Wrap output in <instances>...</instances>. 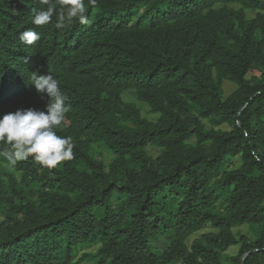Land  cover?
Segmentation results:
<instances>
[{"label":"trees","instance_id":"obj_1","mask_svg":"<svg viewBox=\"0 0 264 264\" xmlns=\"http://www.w3.org/2000/svg\"><path fill=\"white\" fill-rule=\"evenodd\" d=\"M41 7L0 0V116L45 110L27 78L51 73L74 158H0V264H264V0H97L63 28Z\"/></svg>","mask_w":264,"mask_h":264},{"label":"clouds","instance_id":"obj_2","mask_svg":"<svg viewBox=\"0 0 264 264\" xmlns=\"http://www.w3.org/2000/svg\"><path fill=\"white\" fill-rule=\"evenodd\" d=\"M40 3L44 7L33 9L31 23L44 26L55 16V27L63 28L75 22L89 23V7L95 6L97 0H87V4L85 0H40ZM40 39V33L33 30L20 34L21 42L28 45ZM29 62L30 58L25 57L24 63ZM27 80L37 94L48 98V102L43 111L17 109L0 116V158L15 166L31 157L41 167L55 169L74 158L73 138L57 134L70 110V105L66 104L68 97L51 73L41 75L39 70L34 71Z\"/></svg>","mask_w":264,"mask_h":264},{"label":"rangeland","instance_id":"obj_3","mask_svg":"<svg viewBox=\"0 0 264 264\" xmlns=\"http://www.w3.org/2000/svg\"><path fill=\"white\" fill-rule=\"evenodd\" d=\"M252 73H256L255 71L251 72ZM250 74V75H251ZM223 92H224V96L228 95L234 88H235V84L229 82V81H224L223 82ZM123 99L124 101H127V102H134L136 103L138 106H140L141 110H142V115L144 117H147L149 119H156L158 117V114L157 113H154V112H150V109L148 107V105H146L145 103L139 101L136 97V91H135V88H129L127 89L124 93H123ZM150 148L151 146L148 145L147 146V150L150 151ZM151 152L152 154H156L158 152V149L156 148H151ZM105 156H106V160L109 159V154L108 153H105ZM212 229L211 227L207 226V228H205V231L206 230H210ZM239 230H242L243 232L246 230L245 227H239L238 228ZM236 230V229H235ZM199 234H196V236H198ZM194 237V236H193ZM192 237V238H193ZM97 249V246H91V247H85V248H82L81 250L78 251V254L77 256H81L83 253L85 252H90V251H95ZM237 246H231L229 247L228 249V253L229 254H234L236 251H237Z\"/></svg>","mask_w":264,"mask_h":264},{"label":"water","instance_id":"obj_4","mask_svg":"<svg viewBox=\"0 0 264 264\" xmlns=\"http://www.w3.org/2000/svg\"><path fill=\"white\" fill-rule=\"evenodd\" d=\"M246 255H247V253L243 255V257H242V261L244 260V258H245Z\"/></svg>","mask_w":264,"mask_h":264}]
</instances>
